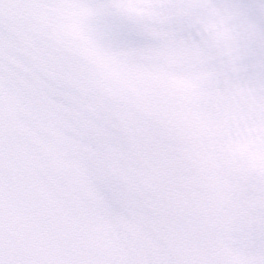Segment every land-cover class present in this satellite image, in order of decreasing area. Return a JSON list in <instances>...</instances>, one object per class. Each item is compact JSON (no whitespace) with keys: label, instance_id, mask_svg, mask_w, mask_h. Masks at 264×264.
<instances>
[{"label":"snow or ice","instance_id":"snow-or-ice-1","mask_svg":"<svg viewBox=\"0 0 264 264\" xmlns=\"http://www.w3.org/2000/svg\"><path fill=\"white\" fill-rule=\"evenodd\" d=\"M0 264H264V0H0Z\"/></svg>","mask_w":264,"mask_h":264}]
</instances>
